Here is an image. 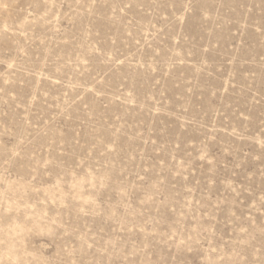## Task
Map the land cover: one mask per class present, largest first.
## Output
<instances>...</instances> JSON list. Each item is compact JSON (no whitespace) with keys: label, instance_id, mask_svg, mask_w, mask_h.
<instances>
[{"label":"rangeland","instance_id":"1","mask_svg":"<svg viewBox=\"0 0 264 264\" xmlns=\"http://www.w3.org/2000/svg\"><path fill=\"white\" fill-rule=\"evenodd\" d=\"M0 264H264V0H0Z\"/></svg>","mask_w":264,"mask_h":264}]
</instances>
